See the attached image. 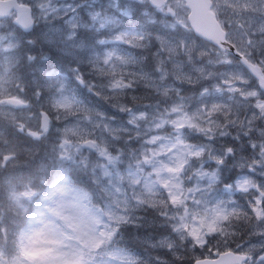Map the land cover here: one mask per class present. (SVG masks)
Instances as JSON below:
<instances>
[{"label": "snow or ice", "instance_id": "obj_1", "mask_svg": "<svg viewBox=\"0 0 264 264\" xmlns=\"http://www.w3.org/2000/svg\"><path fill=\"white\" fill-rule=\"evenodd\" d=\"M17 2L27 9L31 23H17L8 17L12 28L6 38L15 47L6 48L3 56H13L20 40L34 35L38 26L60 22L58 32L63 39L81 43L85 53L75 57L71 79L113 109L109 113L85 104L69 79L60 73L47 72L43 84L20 77L23 88L18 91L24 94L25 109L36 122V129L25 132L21 124L15 128L19 136L41 144L54 134L52 154L60 164L88 173L97 191L109 193L102 208L114 207L117 189L123 190L131 205L112 240L90 254L89 264H127L130 257H136L135 264H143L140 252L123 241L127 232L139 233L144 227L145 218L137 213L149 210V206L133 201L138 186L125 177L132 176L138 165L151 171L143 160L149 155L148 148L155 146L149 144L151 134L142 133L141 119L147 121L150 116L165 113L170 119L183 113L195 126L176 134L194 153L185 158L176 177L181 203L174 204L173 195L165 190L163 206L151 209L170 233L159 238L168 241L163 251L174 264H208L204 252L211 251L209 237L224 236L225 225L243 221L247 225L241 233L246 237L243 243H236L235 248L227 240L223 243L240 258L238 264H264V84L253 83L254 78L238 80L227 58L220 60L224 71L197 68L193 58H183L180 51L188 46L187 39L169 41L152 32L146 20L151 22L155 15L175 21L174 6L165 0H126L115 5L112 0ZM254 7L256 18L264 21L261 5ZM174 26L179 29V25ZM172 45L175 58L169 54ZM185 60L191 69L185 68ZM23 61L30 67L36 65L31 52L23 56ZM170 64L175 65V71H169ZM193 71L200 73L195 82ZM185 85L198 90L186 96ZM161 88L167 96L163 104L158 100ZM117 113L126 118L118 122ZM101 143L103 150L98 147ZM64 175L59 172L51 181L49 198L41 202L40 211L61 187L66 192L71 190L72 182ZM67 175L70 177V171ZM129 191L133 196L128 195ZM193 215L219 221L218 230L206 234L202 243L192 240L187 230L180 234L181 222ZM135 238L140 239L138 235ZM174 238L184 240L186 246L178 248ZM10 251L5 249L6 254ZM155 260L157 264H169L160 256Z\"/></svg>", "mask_w": 264, "mask_h": 264}, {"label": "rangeland", "instance_id": "obj_2", "mask_svg": "<svg viewBox=\"0 0 264 264\" xmlns=\"http://www.w3.org/2000/svg\"><path fill=\"white\" fill-rule=\"evenodd\" d=\"M125 2L126 0H112L114 5ZM169 3L174 6L172 12L175 21L155 15L151 22L147 21V27H151V24L154 23L157 33L167 37L169 41L187 39L189 41L188 46L182 47L180 51L183 58L192 57L197 68L212 72L224 71L220 60L227 58L232 61L238 80H243L245 77L252 79L230 55L211 47L190 30L187 20L189 12L183 0H169ZM256 4H260L259 11L264 12V0H214V9L228 30L231 41L251 60L261 63L264 67V35H261L264 33V21L256 18L257 9L254 7ZM59 24L60 22L51 26L44 25L47 31L42 33L53 51L63 56H69L74 60V63L66 65L64 70H60L49 57L41 54L49 52L45 49L43 51L39 49L35 55L33 54L36 57L35 66L27 65L23 61V56L26 53L20 51L24 47V45L21 46L24 41L19 42V48L13 56L5 58L3 56L4 50L8 47H15L7 40L6 34L8 33H5L4 30L12 25L8 23L6 27L5 25L0 26V115L14 122L16 127L23 124L25 131H28L29 128L36 129V122L31 118V114L25 107L16 108L8 104L10 98H17L26 103V99L22 98L24 94L18 91V89L23 88L21 76L43 84L47 72L60 73L69 79L70 85L77 90L85 104L98 106L109 113L113 111L107 104H104V101L97 99L87 89L80 87L71 79L70 68L76 64L75 57L83 56L85 53L81 51V43L63 39L58 32ZM174 25H179V29ZM250 40L253 42L252 46L249 44ZM26 47L28 51L32 45ZM169 54L175 58L174 45L171 46ZM191 67L192 65L185 60V68L191 69ZM169 71H175V65L170 64ZM191 75L195 82L200 73L193 71ZM255 81L254 79L253 83ZM205 82L211 83L209 80ZM160 84L163 85V81H160ZM197 90V88L184 86L186 96H191ZM161 93L158 100L163 104L167 99L163 93V88H161ZM144 102L148 103L149 101ZM117 116L118 122L126 118L120 117L118 113ZM194 126L193 121L183 113L174 119H170L167 113L150 116L147 121L141 119L142 133L151 134L149 144L155 147L148 148L149 155L143 160L146 166L151 167V171L146 172L144 168L138 165L132 176L125 177L130 180L132 185L138 186V192L133 197L135 203L148 205L149 208H160L164 203L162 192L165 190L173 195L174 204L181 203L180 197L177 195L179 185L176 182V177L186 163L185 158L194 155V153L190 151L185 141L176 134L181 129H191ZM136 134L133 133L134 136ZM53 139L54 134L49 137V143L44 145L43 153L50 156L55 167L59 165V170L52 177V180L56 178L59 172L65 173L64 179H70L67 172L71 169L62 166L52 154L51 143ZM98 147L103 150L104 144L101 143ZM3 153V149H1L0 156ZM13 157L12 153L3 155L2 163L6 165L8 162H12ZM84 173L91 185L95 187L92 193L87 189L76 187L73 183L70 191L66 192L61 187L52 194L53 198L50 199V203L43 205L44 211L39 210V205L46 198H49V186L43 192L33 191L18 187L9 182L7 178L2 179L1 186L4 188L10 204L20 210V213L25 217L24 223L27 225L16 234L15 248L9 254L5 253L3 245L0 243V264H89L90 254L106 245L111 230L116 229V226L127 219L123 213L129 211L131 205L128 199L123 196V190L117 189L118 198L113 197L114 207L102 208L101 205L109 193L103 190L97 191L95 181L88 173ZM93 195L96 197V201L92 199ZM128 195L133 196V193L129 191ZM137 215L141 216L140 212ZM197 217L193 215L191 221L185 218L181 222L180 234L183 235V230H187L192 240L202 243L203 237L200 231L202 229L214 231L213 220L200 217L199 222L195 223ZM202 222L206 225H200ZM189 242L191 243V241ZM167 243V240L159 239L156 245L160 248ZM174 243L179 248L184 247V240L182 239L174 238ZM49 256H53L54 259L47 260Z\"/></svg>", "mask_w": 264, "mask_h": 264}, {"label": "trees", "instance_id": "obj_3", "mask_svg": "<svg viewBox=\"0 0 264 264\" xmlns=\"http://www.w3.org/2000/svg\"><path fill=\"white\" fill-rule=\"evenodd\" d=\"M33 48L36 52L39 46L35 45ZM57 60L61 61L62 63H66L67 58L59 57ZM104 104L107 103L104 102ZM13 125H15V127ZM15 128L16 124L14 122L0 115V151L1 149H3V152L9 151L15 157V161H12V163L9 165H4L2 163L3 154L0 156V231L7 230V233L9 234L8 238L11 240V242L15 241L16 233L23 223L19 213L13 214L12 212L8 211L6 207L8 206L7 199L4 195V188L1 186V181L4 176L11 178L15 183L18 184H36V182L39 183L47 180V173L44 172L43 177L42 172L43 165H47L45 161L47 162L48 159L40 155L42 154L44 145L49 143L48 141H45L41 144H35L30 139H28L27 136L21 138L15 131ZM49 167L50 163H48L47 168ZM71 176L73 183L77 185H80V182H84V175L82 171L75 173L73 172ZM143 215L145 218L143 220L144 227L139 233L127 232L123 242L134 250L137 249L135 247L136 243L138 241L142 242L141 249L137 250L143 257V264H157L154 262V260L147 259V257H153L155 252L165 255L164 258L171 260V257H169L163 250L154 248L152 249L149 245H147V242L155 239L156 235L168 233L169 230L165 227H162V222L159 216L151 211V209L144 211ZM137 235L140 237V239L135 238ZM144 249H146V251H144Z\"/></svg>", "mask_w": 264, "mask_h": 264}, {"label": "water", "instance_id": "obj_4", "mask_svg": "<svg viewBox=\"0 0 264 264\" xmlns=\"http://www.w3.org/2000/svg\"><path fill=\"white\" fill-rule=\"evenodd\" d=\"M187 2V7L191 9V14L189 15V20L195 33L205 40L215 44L219 48L233 54L235 57L239 58L241 63L254 75L261 84H264V74L261 67L258 64L251 63L247 58H245L238 49L231 43L227 41V34L218 22L216 15L212 12V2L211 0H185ZM166 3V1H165ZM1 4V2H0ZM14 6H9L6 12ZM3 9L0 6V11ZM2 16V14H0ZM28 14L22 15L20 19L21 24H30L31 22H23L22 20L28 21ZM11 103L19 105L20 103L15 100H10ZM239 257L233 254L222 255L215 264H235L239 262ZM210 262H208L209 264Z\"/></svg>", "mask_w": 264, "mask_h": 264}, {"label": "flooded vegetation", "instance_id": "obj_5", "mask_svg": "<svg viewBox=\"0 0 264 264\" xmlns=\"http://www.w3.org/2000/svg\"><path fill=\"white\" fill-rule=\"evenodd\" d=\"M15 16V12H13L10 17H12L14 19ZM8 19V18H7ZM9 20V19H8ZM236 227L238 226L237 221H233ZM232 222V225H233ZM241 227L244 228L243 232L245 231V228L247 227V225L244 224V222L242 221L241 223ZM229 228H231L229 225L226 227V234L224 236H220V237H216V238H212L209 237L210 239V249L211 251H205L204 252V257H208V258H215L216 254L222 253L224 251H228V249L225 247L224 245V240L228 241V244L231 245V248H235L236 247V243H243L244 239H246V237L241 236V233H243L242 231H238L237 235H233V231L229 230ZM213 231H207L203 234V241L205 238V235L208 233H212ZM219 249V250H218ZM230 251V250H229Z\"/></svg>", "mask_w": 264, "mask_h": 264}]
</instances>
